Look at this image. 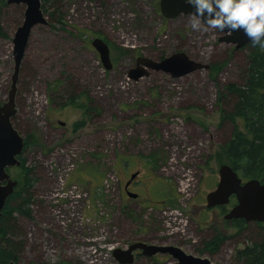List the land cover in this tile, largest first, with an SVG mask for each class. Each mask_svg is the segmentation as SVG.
I'll use <instances>...</instances> for the list:
<instances>
[{"label": "rangeland", "instance_id": "1", "mask_svg": "<svg viewBox=\"0 0 264 264\" xmlns=\"http://www.w3.org/2000/svg\"><path fill=\"white\" fill-rule=\"evenodd\" d=\"M1 3L0 107L9 100L13 41L27 8ZM41 3L45 22L31 32L12 119L29 142L24 169L9 170L16 192L28 170L33 176L31 216L15 213L16 241L24 242L16 264H122L115 252L137 243L236 264L251 238L237 220L202 205L228 164L232 126L222 120L218 96L238 80L248 51L220 43L219 29L203 21L192 29V16L166 19L161 0ZM95 39L109 47L112 69ZM178 52L208 68L180 78L147 68L149 75L129 77L138 58L160 62ZM137 171L139 200L124 192ZM216 220L228 239L210 251L205 240L220 227ZM149 257L134 264H180L169 254Z\"/></svg>", "mask_w": 264, "mask_h": 264}, {"label": "water", "instance_id": "2", "mask_svg": "<svg viewBox=\"0 0 264 264\" xmlns=\"http://www.w3.org/2000/svg\"><path fill=\"white\" fill-rule=\"evenodd\" d=\"M8 4H25V21L18 29L14 38V74L12 76V88L9 93L8 102L0 107V219L7 205V201L15 193L18 182L10 177L7 168L20 166L19 156L24 152L25 140L13 127L12 119L16 115L15 97L17 83L20 76L21 65L27 50L31 32L39 22H45L42 11L41 0H7ZM161 13L166 19H174L181 15L192 16L193 7L185 0H161ZM220 31V43L232 45L240 50L251 44L249 37L243 32L227 30ZM93 46L99 50L103 65L112 69L110 49L102 39H95ZM149 69L163 71L171 74L174 78H180L208 66L201 64L182 52L175 53L160 62H154L146 58H138L137 68L130 72V78L139 80L149 75ZM220 182L215 191L207 196L208 207L226 206L231 203L233 197L237 204L226 215L228 221L243 219L246 222H264V182L259 179H251L243 182L237 171L228 164L221 166ZM135 177V176H134ZM130 197H137L130 194ZM143 250L146 256H153L157 253L169 254L180 261V264H210L208 259H202L193 255H188L176 247H157L145 243H137L129 247L127 251L118 250L115 252L116 258L122 264L134 263V251ZM0 264H16L15 262Z\"/></svg>", "mask_w": 264, "mask_h": 264}, {"label": "trees", "instance_id": "3", "mask_svg": "<svg viewBox=\"0 0 264 264\" xmlns=\"http://www.w3.org/2000/svg\"><path fill=\"white\" fill-rule=\"evenodd\" d=\"M47 1L54 3V6L61 2ZM1 2L3 0H0ZM0 32L2 33L1 25ZM243 50L248 51V56L239 72L238 80L226 84L218 96L222 120L232 126V134L224 145V152L228 164L244 179H259L264 182V49L251 43ZM28 144L29 142L26 146ZM150 161L153 164L156 162L155 159ZM20 167L24 169V164ZM27 172L23 182L24 188L10 196L0 219L1 263L18 262V254L23 249L24 242L16 241L22 232L15 213L24 217L31 216L30 191L33 176L30 170ZM255 225L251 232L248 231V222H235V228L240 232L246 231L252 241L238 254L236 264H264V222ZM227 239V234L217 227L205 240V247L210 251L218 250Z\"/></svg>", "mask_w": 264, "mask_h": 264}, {"label": "clouds", "instance_id": "4", "mask_svg": "<svg viewBox=\"0 0 264 264\" xmlns=\"http://www.w3.org/2000/svg\"><path fill=\"white\" fill-rule=\"evenodd\" d=\"M194 12L191 27L200 30L202 21L229 33L243 30L253 46L264 49V0H185Z\"/></svg>", "mask_w": 264, "mask_h": 264}, {"label": "flooded vegetation", "instance_id": "5", "mask_svg": "<svg viewBox=\"0 0 264 264\" xmlns=\"http://www.w3.org/2000/svg\"><path fill=\"white\" fill-rule=\"evenodd\" d=\"M10 173V172H9ZM141 175V172L140 171H137V172H134V173H132L131 174V176H130V178L129 179H127L126 181H125V183H124V192H125V194L129 197L130 196V194H136V195H138L139 196V198H138V200L140 199V194L137 192L138 191V186H140V182L137 180V178H139V176ZM10 176H11V174H10ZM135 176V177H134ZM12 177V176H11ZM219 180H220V178H219ZM219 180H218V182H217V180H215L214 181V183H213V185L216 183V188H217V186H218V184H219ZM215 188V189H216ZM214 189V190H215ZM214 190H212V191H214ZM130 198V197H129ZM134 198V197H133ZM136 198V199H137ZM131 199V198H130ZM204 201V200H203ZM206 202H207V198H206ZM160 204H161V202H159ZM202 206H206L205 204H203ZM208 209V208H207ZM209 211H213L214 212V210H216V211H219V215H222V214H224V212H225V210H226V208H224V206H220V207H216L215 209H208ZM227 213V212H226ZM225 213V214H226ZM217 221V223H218V225L220 226L219 228L221 229V231L222 232H226V230H225V226H223L222 225V223H220L218 220H216ZM163 255H166V254H163ZM170 256V255H169ZM140 258H145V259H149V258H151V257H149V256H146L145 254H144V251L143 250H138V251H135V253H134V263H136V261H137V259L139 260ZM133 263V264H134ZM138 263V262H137Z\"/></svg>", "mask_w": 264, "mask_h": 264}]
</instances>
